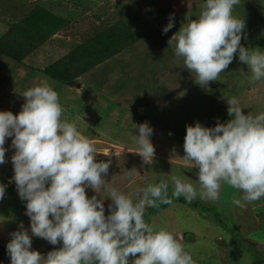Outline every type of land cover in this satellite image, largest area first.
Listing matches in <instances>:
<instances>
[{"label": "rangeland", "instance_id": "1", "mask_svg": "<svg viewBox=\"0 0 264 264\" xmlns=\"http://www.w3.org/2000/svg\"><path fill=\"white\" fill-rule=\"evenodd\" d=\"M37 3L69 18L71 25L57 34L55 43L47 44L26 60L24 66L0 55V111L19 114L25 103L23 92L46 79L59 93L63 119L69 121L67 118L71 117L84 136L90 134L88 138L95 143L98 160H107L105 153L110 155L112 164L105 177L106 184L124 192H135L148 184L165 181L169 182L171 194L170 178L175 175L198 188V169L185 166L181 159L185 154L186 126L200 122L214 127L217 120L231 119L224 96L237 97L246 113L264 111V81L249 82L251 73L239 61L238 52L217 81L202 87L195 81V73L184 67L183 58L175 55L174 45H169V39L187 18L194 19L199 14L201 0H0V36L10 22L18 20L21 10ZM170 15L174 17V27L165 34L163 28L169 23ZM233 15L246 22L247 38H242V45L264 52V0H240ZM119 19L136 32V42L82 76L79 87L73 85V89L56 79L29 72L32 65L47 63L50 49H55V58L48 62L65 52L66 42L69 47L108 20ZM82 87H87L89 92L85 93ZM144 122L154 130L151 140L155 156L149 163L136 153L138 128L134 124ZM10 145L8 138L6 162L0 165V178L7 181L4 186L11 181L6 173L15 150ZM86 192L89 197L96 195L92 189ZM106 195L101 193L102 197ZM240 195L224 185L215 202L199 197L193 200L218 211L226 227L216 221L211 210L206 213L196 210L180 201V197L156 212L150 225L171 231L193 256L195 264H264V198L242 208L232 203ZM110 203L111 199L106 198V215ZM151 209L146 208L144 219L148 220ZM21 222L30 231L26 202L16 190L0 200L1 246L6 247L10 234L19 230ZM241 235L257 242L259 247L250 249L255 256L241 246ZM59 247L62 243L51 245L33 237V250L44 255ZM0 264H10L4 252L0 253Z\"/></svg>", "mask_w": 264, "mask_h": 264}, {"label": "clouds", "instance_id": "2", "mask_svg": "<svg viewBox=\"0 0 264 264\" xmlns=\"http://www.w3.org/2000/svg\"><path fill=\"white\" fill-rule=\"evenodd\" d=\"M239 3L204 0L199 14L188 17L168 41L202 87L217 81L237 52L251 73L249 82L264 81V52L241 43L247 38L246 22L233 15ZM173 27L170 15L163 33ZM22 96L25 103L19 114L0 111V165L6 162L5 143L11 138L15 151L10 182L26 202L30 218V231L21 222L10 234L6 245L10 264H195L171 231L145 221L147 207L171 204L181 196L189 203L197 197L215 202L224 185L241 193L232 200L235 206L243 208L264 198V111L246 113L235 96L223 97L229 105L228 121L217 120L214 127L200 122L186 126L181 159L185 166L198 169L199 187L173 175L171 194L165 181L135 192L106 184L110 155L98 160L94 141L75 122L63 119L59 93L46 79ZM134 125L136 153L149 163L155 156L154 130L148 122ZM86 189L96 195L89 197ZM5 191L0 184V200ZM106 198L111 199L107 215ZM33 237L62 247L44 255L33 250Z\"/></svg>", "mask_w": 264, "mask_h": 264}, {"label": "trees", "instance_id": "3", "mask_svg": "<svg viewBox=\"0 0 264 264\" xmlns=\"http://www.w3.org/2000/svg\"><path fill=\"white\" fill-rule=\"evenodd\" d=\"M201 1L204 2V0ZM17 17L18 20L10 22L9 28L0 36V55L11 59L19 66H24L26 60L33 57L47 44L55 43L57 34L71 25L69 18L57 14L52 9L40 5V3L31 5L25 11L21 10ZM91 32L92 34L89 33L83 37L84 39L73 41L75 44L69 47H66L68 42L65 41V52L58 56V58L56 57L57 59L48 62L51 57H54L55 51L54 48L50 49L49 55L46 57L48 59L47 63L37 66L32 65L29 68V72H37L45 78L56 79L64 85L75 89L72 83L82 80V76L87 74L91 69L131 47L138 37L136 32L132 30V27L120 19L113 22L108 20L102 24V27L99 26V28H95ZM86 85L88 86V84ZM86 89L88 88H83L84 92H89ZM67 119L72 122L71 117ZM77 127L80 131V127ZM87 135L88 137L90 136L89 133ZM6 174L7 178L11 180L14 175L12 162ZM0 179V184L4 185L7 183L6 180ZM5 189V194L10 195L17 190L14 182L7 184ZM179 200L204 213L211 210L210 206L198 202L192 201L189 203L183 196ZM168 205L160 204L159 207H152L149 212L150 216L145 221L150 224L152 221L151 217L159 210H164ZM211 211L217 219L216 221H221L222 225L226 227L220 217V213L215 210ZM241 246L252 256H255V254L250 249L259 247L257 242L250 241L243 235H241ZM2 252L10 259L6 247L0 245V253Z\"/></svg>", "mask_w": 264, "mask_h": 264}, {"label": "water", "instance_id": "4", "mask_svg": "<svg viewBox=\"0 0 264 264\" xmlns=\"http://www.w3.org/2000/svg\"><path fill=\"white\" fill-rule=\"evenodd\" d=\"M72 85H74L76 87H79V83L78 82H74V83H72Z\"/></svg>", "mask_w": 264, "mask_h": 264}]
</instances>
